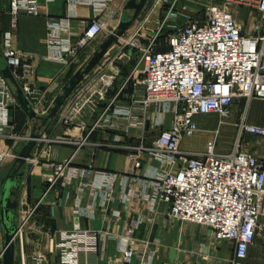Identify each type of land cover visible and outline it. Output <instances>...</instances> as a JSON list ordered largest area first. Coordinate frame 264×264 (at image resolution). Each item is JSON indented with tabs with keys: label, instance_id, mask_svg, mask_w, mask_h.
<instances>
[{
	"label": "built area",
	"instance_id": "1",
	"mask_svg": "<svg viewBox=\"0 0 264 264\" xmlns=\"http://www.w3.org/2000/svg\"><path fill=\"white\" fill-rule=\"evenodd\" d=\"M54 1L42 0V5ZM112 1L67 0L63 17L46 20L48 59L68 64L99 37L113 34L115 31L108 30V22L116 14L110 9ZM179 1L163 0L167 11L150 35L139 27L131 33L127 30L119 38L117 46L121 52L111 62H130L132 67L111 97L108 94L118 73L100 67L62 105L57 126L81 131L87 128L80 140L45 139L41 135L39 141L68 144L75 151L68 159L51 165L40 200L27 211L17 210L14 243L18 241L21 250L25 231L44 198L58 184L68 185L90 175L89 169L73 167L74 154L85 146H98L89 142L93 132L109 130L117 132L111 147L121 146L131 157L136 152L156 161L155 166H147L143 181V199L151 208L160 204L166 207L171 219L208 227L216 241L233 245L230 264H245L264 216V128L249 125L241 117L237 140L228 153L216 151L219 129L213 132V140L206 143L203 152L184 151L181 143L199 131L198 117L227 118L238 103L264 101V22L253 21L247 35L242 23L231 15L234 10L246 8L264 18V0H218L206 6L196 19L187 18L165 33L176 17L174 9ZM40 6L39 0H9V29L1 36L0 55L32 109L44 117L50 108L40 113L37 110L42 92L29 80L34 67L14 47L12 33L20 15L39 17ZM78 6L92 7L94 15L85 27L75 29ZM127 89L131 92L125 96ZM35 94L37 99L32 102L31 96ZM16 109L19 106L15 90L0 74V140L11 143L0 151V170L14 162L17 143L28 138L14 132ZM151 134L154 136L150 143ZM247 136L260 139V156L251 150ZM130 140L138 141V146L128 145ZM28 161L39 163L33 157ZM139 166L136 162L135 167ZM107 175L95 176V182L88 185L81 183V193L86 190L89 196L88 205L80 214L86 212V217H90L92 210L104 207L110 191ZM113 216L117 218L118 213ZM42 232L48 252L57 256L54 264H100L102 253L101 257L97 255V241H101L102 252L106 248L104 233L77 224L71 230L58 232L42 226ZM131 234L117 237L119 259L111 264H132L135 254L130 246ZM141 258L146 264L151 263L152 256L146 251ZM1 260L0 254V264ZM29 260L27 263L23 258L21 264H48L44 253H35Z\"/></svg>",
	"mask_w": 264,
	"mask_h": 264
},
{
	"label": "crops",
	"instance_id": "2",
	"mask_svg": "<svg viewBox=\"0 0 264 264\" xmlns=\"http://www.w3.org/2000/svg\"><path fill=\"white\" fill-rule=\"evenodd\" d=\"M39 1L41 15L35 18L20 15L12 33L14 47L29 59L34 67L29 80L35 89L42 92L37 109L40 113L47 111L52 106L53 100L60 94L70 77L83 67L107 38L99 37L84 53L69 60L68 64L49 60L46 20L63 17L67 12V0H55L45 6L42 5V0ZM128 1L113 0L111 2L110 9L116 11V14L108 22L109 31L117 29L123 17L122 9ZM8 2L9 0H0V39L8 29V16L5 14ZM148 2L149 0H147L146 6ZM152 12L153 10H151V14ZM76 14L77 18L73 25L75 29H80L92 19L94 12L90 6H78ZM119 52H121L120 47L113 45L82 82L84 83L94 76L100 67L106 68V71L117 72L118 77L108 94V97H111L132 67L130 62L127 64L111 62ZM83 83L77 87L82 86ZM130 92L127 89L125 96ZM124 98L122 97V100ZM254 101L260 100L248 103L247 113L248 111L253 112L252 115H249L250 117H246V123L264 128V105ZM60 114L59 110L54 119L49 121L42 130L43 138L80 140L88 129L85 128L81 131L77 128L57 126ZM34 123H36L35 126ZM39 125V121H30L25 116L23 125L14 132L26 138L33 127ZM115 133L117 132L109 130L93 132L89 142L98 146H85L74 154L73 167L89 169L90 175L84 179L72 180L68 185L58 184L44 198L25 231L23 250H21L19 242H15L14 264H21L23 258L28 263L30 257L35 253H44L47 256L48 264H54L57 261V256L48 252L49 246L43 236L42 226L49 227L53 232H58L71 230L74 224L84 229L104 233L106 248L102 252L101 241L99 238L97 241V255L101 257L102 253L100 264H111L113 260L119 259L117 237H122L128 232H132L130 246L135 254L132 264H146L145 261H141L144 251L152 256L150 264H230L234 250L230 242L216 241L206 226L171 219L163 205L157 204L153 208L150 207L149 202L143 199L145 190L143 181L147 166H155L156 161L146 155H136V152L131 157L128 151L121 146L113 147L117 145H112L111 147L110 144H113L112 137ZM153 136L154 134L149 136L150 143ZM251 138L253 139V142L250 143L251 150L260 156L263 148L262 143L260 139ZM24 144L25 141H19L16 148L22 147ZM127 144L137 147L139 143L136 140H130L127 141ZM10 145L11 143L0 140V151ZM74 151V146L68 144L38 141L32 152V157L39 159V163L34 165L28 161L21 169L23 179L18 194V209L20 211H27L40 200L45 190L46 177L51 173V165L68 159ZM136 162L140 163L138 168L135 167ZM11 164L7 163L0 170V180L6 175ZM101 174H108L110 189L107 194L108 201L104 207L90 211L92 216L86 217L88 215L86 212L85 214H80V212H83L88 205L89 192L83 190L81 193L80 185L81 183L88 185L95 182V176H101ZM114 212L118 213L117 218L113 216ZM77 214L78 216L75 217ZM17 220L18 216L15 222ZM2 235L0 226V254L2 252ZM246 261L248 264H264V216L254 243L249 247ZM118 264L120 263L118 262Z\"/></svg>",
	"mask_w": 264,
	"mask_h": 264
},
{
	"label": "water",
	"instance_id": "3",
	"mask_svg": "<svg viewBox=\"0 0 264 264\" xmlns=\"http://www.w3.org/2000/svg\"><path fill=\"white\" fill-rule=\"evenodd\" d=\"M147 0H129L123 9V17L115 30V32L99 46L83 69L77 70L61 89L59 95L55 97L48 113L44 117H40L32 109L27 99L22 94L20 87L15 81L10 69L5 64L0 55V74L8 80L15 89V98L18 106L24 115L30 121H39L40 125L33 127L25 144L22 147L16 148L17 157L11 164L6 175L0 180V226L2 229V264H14V238L17 233L16 214L18 210V194L21 181L23 179V171L21 170L26 164V161L32 157V152L35 149L37 142L41 139L42 130L47 126L49 121H52L64 102L73 92V90L82 82L95 66L99 64L101 59L106 55L107 51L113 46L118 45V40L136 21L141 11L143 10ZM127 11H133L131 17L126 16ZM37 94L32 95V102L37 99ZM23 240V236H21ZM45 264V263H43Z\"/></svg>",
	"mask_w": 264,
	"mask_h": 264
},
{
	"label": "rangeland",
	"instance_id": "4",
	"mask_svg": "<svg viewBox=\"0 0 264 264\" xmlns=\"http://www.w3.org/2000/svg\"><path fill=\"white\" fill-rule=\"evenodd\" d=\"M213 2L217 3L218 0H180L174 9L176 17L169 22V27L165 29V33L171 32L174 30L173 28L182 25L187 18L196 19L200 16L203 9ZM154 6H157L158 8ZM166 8V4L163 2V0H149L147 6L145 4V7L141 11L140 15L128 29V31L131 33L133 30L142 27L144 34L150 35L154 31L157 23H159L163 17L164 13L167 11ZM151 10H153L152 14ZM235 11L236 10L231 12V15L235 16L242 23L243 30L247 35L251 33L253 21L259 23L264 22L262 15L252 12V10L241 8L236 11V14ZM5 14L8 16V7L5 11ZM132 15L133 11H127V17H131ZM86 63L83 65V67H81V69L85 67ZM254 102L260 103L262 106L264 105V101ZM247 106L248 105L246 103L236 104L232 114L227 118L220 119L211 116L198 117L196 120L199 126V131L192 137L184 138L181 143V149L189 152H203L205 150L206 143L213 140V132L219 129V134L216 138L215 145L216 151L228 153L237 140V126L239 125L241 117H245L246 119V117H250V114L252 115L253 111H251V113L248 111L247 113ZM33 125L35 126L36 123ZM245 140L248 143L253 142V139L248 136L245 137ZM245 264H248L247 261H245Z\"/></svg>",
	"mask_w": 264,
	"mask_h": 264
},
{
	"label": "trees",
	"instance_id": "5",
	"mask_svg": "<svg viewBox=\"0 0 264 264\" xmlns=\"http://www.w3.org/2000/svg\"><path fill=\"white\" fill-rule=\"evenodd\" d=\"M25 115L20 109L13 111V124L15 125V130L23 125Z\"/></svg>",
	"mask_w": 264,
	"mask_h": 264
}]
</instances>
